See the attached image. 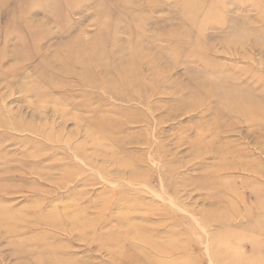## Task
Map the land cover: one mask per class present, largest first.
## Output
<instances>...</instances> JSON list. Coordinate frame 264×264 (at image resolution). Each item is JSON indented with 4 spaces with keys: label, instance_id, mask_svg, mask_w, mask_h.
Returning <instances> with one entry per match:
<instances>
[{
    "label": "rangeland",
    "instance_id": "obj_1",
    "mask_svg": "<svg viewBox=\"0 0 264 264\" xmlns=\"http://www.w3.org/2000/svg\"><path fill=\"white\" fill-rule=\"evenodd\" d=\"M0 264H264V0H0Z\"/></svg>",
    "mask_w": 264,
    "mask_h": 264
},
{
    "label": "bare ground",
    "instance_id": "obj_2",
    "mask_svg": "<svg viewBox=\"0 0 264 264\" xmlns=\"http://www.w3.org/2000/svg\"><path fill=\"white\" fill-rule=\"evenodd\" d=\"M77 48V47H76ZM95 48V47H94ZM92 49V48H91ZM83 50V49H82ZM77 52V51H76ZM93 53V52H92ZM93 54H91V51L90 52H84V55H83V63H85V65H84V68L83 69H85V67H86V64H88V63H92L91 62V59H93ZM69 60H72L71 58H69ZM74 60V59H73ZM85 60H89V61H85ZM59 63V62H58ZM66 75V74H65ZM107 88L109 89V85L107 86ZM160 180V179H159ZM58 224H60V223H58ZM61 225V224H60ZM59 226V225H58Z\"/></svg>",
    "mask_w": 264,
    "mask_h": 264
}]
</instances>
